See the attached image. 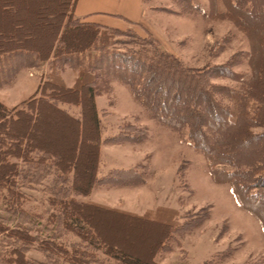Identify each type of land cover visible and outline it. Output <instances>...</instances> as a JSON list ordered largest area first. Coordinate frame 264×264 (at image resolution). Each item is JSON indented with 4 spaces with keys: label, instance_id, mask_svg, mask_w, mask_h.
Returning a JSON list of instances; mask_svg holds the SVG:
<instances>
[{
    "label": "trees",
    "instance_id": "trees-1",
    "mask_svg": "<svg viewBox=\"0 0 264 264\" xmlns=\"http://www.w3.org/2000/svg\"><path fill=\"white\" fill-rule=\"evenodd\" d=\"M71 1L69 10L70 0H63L60 17L44 46L33 47L21 39H0V86L12 83L23 67L48 62L50 69L35 92L18 104L8 107L0 101V188L6 191L1 196L3 211L7 213L0 215V236L5 238L1 241L6 242L0 251V264H28L25 252L35 241L42 250L59 255L71 264L86 263L93 256L87 245L98 248L100 244L105 247V254L119 263L158 264L155 255L176 227L173 213L170 219L157 221L76 199V195H87L96 183H128L135 174L134 171H113L101 179L96 177L100 126L95 95L99 76L126 85L148 118L177 135L186 131L192 146L202 152L212 181L230 186L240 209L256 219L264 234V3L207 0V9L203 11L192 0H172L177 11L152 7L176 13H200L209 19H227L244 34L249 46V75L235 91L212 81L215 78L238 80L239 76L230 69L232 61L202 69L184 67L155 41H148L150 49L143 53L111 50L107 48L111 38L126 34V30L74 17L77 0ZM250 1V6H246ZM65 66L75 73L70 86L61 77ZM63 103L78 106L79 117L64 109ZM44 111L73 126L74 140L69 155L66 149L48 147L42 137L29 130L35 129ZM124 128L121 126L118 134L106 140L138 143L145 137V133L137 137L126 133ZM83 149L86 150L84 161ZM228 164L231 170L220 168ZM28 166L34 167V171L41 168L47 174L51 171L55 174L48 186V220L56 231L72 232L86 246L66 247L57 243L54 231H48L46 238L31 234L35 222L22 206L24 194L16 190L17 178ZM95 211L158 225L160 233L150 255L145 259L130 258L117 244L107 242L93 223Z\"/></svg>",
    "mask_w": 264,
    "mask_h": 264
},
{
    "label": "rangeland",
    "instance_id": "rangeland-1",
    "mask_svg": "<svg viewBox=\"0 0 264 264\" xmlns=\"http://www.w3.org/2000/svg\"><path fill=\"white\" fill-rule=\"evenodd\" d=\"M130 1L133 2L114 0L113 3L124 11L132 7ZM192 1L199 4L203 11L207 9V0ZM62 2L0 0V39H21L33 47L44 46L53 33L55 21L60 17ZM252 2L255 5L264 3V0ZM71 3L70 0L69 10ZM250 3H246V6H250ZM154 6L178 10L172 0H148L143 4L146 12L142 23L125 28L126 34L114 35L107 48L122 52L140 50L143 53L150 49L147 42L155 41L161 50L178 58L184 67L202 69L232 61L230 69L239 76L238 80L215 78L212 81L238 90L240 82L249 75V46L244 34L227 19H209L200 13L155 10L152 8ZM25 61L30 62V59ZM65 67H62L61 76H64L63 80L67 83H71L75 73ZM49 72L48 62L21 68L12 83L0 86V101L8 107L18 104L35 92L39 82ZM96 94L101 95L103 106L110 111L103 118L107 122L103 128L104 134L116 133L117 125L122 122L126 133L130 132L136 137L145 133L144 139L138 143L103 144L102 158L105 166H135V183L139 178L145 179V183L141 184L142 187L116 190L96 187L91 196L86 198L76 195V199H93L118 206L125 205L128 200L131 208L136 211L128 212L157 221L170 219L173 213L176 227L155 255L158 264H264V234L261 227L252 215L240 209L228 184L212 181L202 152L192 146L186 138V131L183 135H177L148 118L143 106L134 99L128 87L117 80L99 76ZM72 110L75 112L74 108ZM29 130L42 137L48 147L54 150L66 149L70 154L74 129L57 115L44 111L35 129ZM85 156L86 150L83 149L82 160ZM220 168L231 170L229 164ZM25 170L17 178L16 190L24 194L22 206L35 222L31 234L46 238L47 233L54 231L57 243L66 247L86 246L76 234L56 231L48 220V186L55 174L52 171L47 174L41 168L34 171L31 166ZM130 181L125 182L127 187L133 185ZM3 193L6 191L0 188V215H7L3 211ZM149 198L155 199V202L147 206ZM135 203L145 205L138 207ZM92 220L105 240L117 244L130 258L145 259L150 255L151 247L160 233L156 228L158 225L102 211L93 212ZM2 239L5 238L0 236V251L6 244ZM99 246L95 248L87 245V250L93 251V256L86 263L76 264H122L105 254L102 244ZM25 257L29 260L28 264L33 261L42 264H71L59 255L42 250L36 241L25 252Z\"/></svg>",
    "mask_w": 264,
    "mask_h": 264
},
{
    "label": "crops",
    "instance_id": "crops-1",
    "mask_svg": "<svg viewBox=\"0 0 264 264\" xmlns=\"http://www.w3.org/2000/svg\"><path fill=\"white\" fill-rule=\"evenodd\" d=\"M114 0H77L74 10H73V16L80 18L82 21H86V22H92V23H97V24H101V25H105V26H111V27H116L119 29H125L130 27V25H135V24H141L142 22V18L146 12L145 8L143 7V0H133V2L131 3L132 7L128 10H122V9H118L115 4L113 3ZM117 8V9H116ZM67 67V66H66ZM65 67V68H66ZM64 79V76H61ZM65 84L70 86L73 84V82L71 83H67L64 80ZM101 95L96 94L95 95V103H96V107H97V113H98V118H99V126H100V143H99V151H98V162H97V170H96V177L97 179H101L103 177H106L107 175H109L111 172L113 171H136V167H128V168H123V167H106L105 166V162L102 158V146L103 144L105 145H111V144H125V143H132L129 141H121V142H108L106 140L107 137L109 136H113L116 135L120 132V128L123 124V122L121 124L117 125V132L114 134H108L105 132V134L103 133L104 129H105V124L107 125L106 121H103V118H105L107 115L110 114V111L105 108L103 106L104 101L101 98ZM99 103L101 105H99ZM61 106L66 109L70 114H72L75 117H79L80 112H79V107L75 106V105H70V104H66L63 103L61 104ZM74 108V111L72 109ZM71 109V110H70ZM104 123V124H103ZM109 123V122H108ZM104 128V129H103ZM104 169V171L101 170ZM135 177L131 178L130 175H126L129 178H131L130 183H132L133 185H130L129 187H127V184L125 183H121V184H99L96 183L93 185V187L91 188L90 192L87 195H77V196H84V197H88L91 196L92 193H94L93 191H95L96 187H110L112 188V190H116V189H120V188H133L135 186H141V184H144L145 179H141L139 178L137 180V183H135V178H136V174H134ZM69 177H71V173L68 175ZM144 177V176H143ZM125 182V180H124ZM98 189V188H97ZM101 192V191H100ZM97 194V193H96ZM153 195V194H152ZM156 195V194H155ZM155 199H157L155 197ZM155 199L151 200L149 198V201H146L147 206H149L152 202H155ZM84 201H91V202H96L102 205H108L109 207H113V208H117V209H121V210H125V211H133L136 212L135 210H133L131 208V202H129L128 200H126L125 205H113V204H109V203H104V202H100V201H95L93 199H89V200H84ZM135 205L139 206H144L145 204H137L135 203Z\"/></svg>",
    "mask_w": 264,
    "mask_h": 264
}]
</instances>
